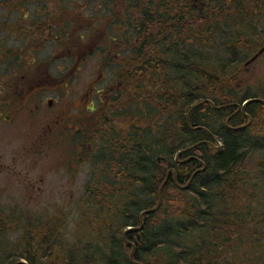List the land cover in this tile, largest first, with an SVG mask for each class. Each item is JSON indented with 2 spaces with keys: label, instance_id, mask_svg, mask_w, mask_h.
<instances>
[{
  "label": "trees",
  "instance_id": "1",
  "mask_svg": "<svg viewBox=\"0 0 264 264\" xmlns=\"http://www.w3.org/2000/svg\"><path fill=\"white\" fill-rule=\"evenodd\" d=\"M92 4L108 19L107 45L128 53L125 62L137 76L134 84L129 72L120 71L111 86L119 81L138 100L120 114L124 125L89 133L85 162L96 177L91 191L105 195V207L97 209L103 216L81 213L77 228L83 234L70 245L61 242L55 220L41 236L31 229L0 264H132L125 240L140 264H264V103L246 106L249 124L232 105L264 101V77L238 94L239 69L264 47V0H126L122 13L114 1ZM88 31L93 38L95 30ZM7 53L16 71L8 68L0 92L32 70L26 60L18 63V51ZM113 63L108 57L110 69L117 68ZM116 106L108 107L114 120ZM213 138L217 150L209 145H216ZM141 215V230L123 240Z\"/></svg>",
  "mask_w": 264,
  "mask_h": 264
},
{
  "label": "rangeland",
  "instance_id": "2",
  "mask_svg": "<svg viewBox=\"0 0 264 264\" xmlns=\"http://www.w3.org/2000/svg\"><path fill=\"white\" fill-rule=\"evenodd\" d=\"M83 1L85 0H0V51H3L0 54V61L3 62L0 65V80L4 79L5 74L7 75L6 69L9 68L12 72L16 71L14 67H10L12 62L7 56V52L12 50L16 52L20 48L19 55H22L27 63H30L32 70L27 72L24 80L10 79L5 85L4 96H18V93L22 96L23 91L27 92L33 84L32 80L28 79L29 74L33 73L32 79L34 78L35 81L46 80V82H42L41 86L50 89V91L40 92L34 96H45L54 101L60 99L58 96H63L61 103L69 109L68 115L76 119L81 118L79 109H76L79 108L77 97L84 96L85 106L91 107V102L94 108V113L88 118L89 127H92V131L99 129L105 134V130H111V128L118 131L119 127L124 125L120 114L128 111L130 105L135 106L138 101L134 99L135 93L129 95V91L126 87L121 86L119 81L117 86L111 89V86L116 83L115 74L120 71L129 72L130 79L134 84L137 82V76L135 66L131 68L128 62H125L128 53L124 51L119 55L116 50L120 49L119 52H121V48L115 47L113 43L107 45L108 36L103 26L107 21L104 20V17L101 18L102 15L97 12L98 6L92 4L98 0H87L89 3L86 9H82ZM114 1L120 3V0ZM124 5L126 8V4ZM196 5L202 7V4L197 3ZM93 10H96L97 16ZM89 18L97 20L92 23ZM55 21L65 24V28L71 30L73 34L71 40L68 38L65 43L63 34L60 39L61 36L55 29L52 31L44 29L52 22L58 24ZM86 26L87 29H85ZM90 27L95 30L93 38L88 34ZM17 28H22L23 34H13L12 29ZM82 34L85 42L87 40V49L84 50L83 55L77 53V56H86L85 59L80 58L81 60L78 62H74V60L71 62V60L65 59V52L58 53L56 56L54 49L58 48L59 50L58 46L64 43L67 46L73 45L78 52H81V44L77 42L76 38ZM54 42H56L55 46ZM116 54L117 57H115ZM110 56L114 58L113 65L117 66L116 69H110L111 66L106 65ZM263 62L264 57H261L251 66H241L238 84L240 81L242 82L240 84L242 90L238 93L239 96L245 94L249 85L264 77V70L260 65ZM121 63L124 64L121 65ZM130 89L131 87L128 88V90ZM251 90L255 92L254 87ZM1 93L2 91L0 96H2ZM114 98L116 101H112ZM147 100L149 101V99ZM112 104H117L118 111L114 112L117 115L115 120L113 114L111 115L108 110ZM11 107H14L13 103ZM82 119V124H85L87 119L83 116ZM24 124L25 122L21 119L18 125L5 127L4 134L3 129L0 132V258H3V253L13 251L17 240L24 238L25 233H31L28 232L29 230H37L38 236H41L44 228L51 229V226L47 227L46 225L54 220L57 226H62L59 231L61 242L69 245L73 242L74 244L75 234L80 236L83 234L82 229L77 228L78 223L84 220L80 218V214L85 212L86 218H92L94 214H100L102 217L103 213L97 209L102 203V207H105V195H103L102 189H98L97 192L100 195L98 197L94 196L97 192L91 191L94 188V183L91 182L92 178L96 177L92 173L89 161L85 162L82 170L75 176L71 196H61L62 192L57 191L60 196L49 197L47 196L49 193L39 194L36 190L34 191L35 187H40V183H35L39 179V175L50 173L51 168L55 165L58 168H63L59 171L67 172L64 163L69 149L61 148V146L54 147L48 149L51 153L50 156H43L40 153L47 152V148L39 147L37 138L32 144L34 137L23 144L25 145L23 150H20V147L17 149V142L20 145L26 140V137H21L27 128V126L24 127ZM125 129L126 127L123 130ZM92 131L90 134L93 133ZM32 145H37V147ZM52 177L54 175L49 176L45 181L48 187L53 183ZM57 181H60L58 177H56L55 183ZM87 184L90 188L88 187L89 191L84 194ZM56 205L58 206L55 207ZM91 206L93 207L92 213L88 211ZM59 207L63 210H59ZM55 251L53 248L52 255L55 254ZM50 264H53L52 260Z\"/></svg>",
  "mask_w": 264,
  "mask_h": 264
},
{
  "label": "flooded vegetation",
  "instance_id": "3",
  "mask_svg": "<svg viewBox=\"0 0 264 264\" xmlns=\"http://www.w3.org/2000/svg\"><path fill=\"white\" fill-rule=\"evenodd\" d=\"M110 1H114V0H110ZM124 4H126V0H120V3L118 5H114V7L116 6V8L117 6H119L118 13H122L123 10L125 11L126 8ZM83 5L84 2L82 3V9H86V7H83ZM104 20H108V19L104 17ZM44 29L48 31H52L53 29H55V31L58 34H60L61 36L60 39L62 38V34L64 35L66 42L69 38L68 33L70 31L65 27H63V25L60 24L57 25L52 22V24L47 25L46 28ZM85 29H87V26ZM14 30L16 29H12V31ZM17 31L18 34H23L22 28H18ZM72 35L73 34L71 33L70 40ZM76 39L77 42L81 44V50H80L81 52H78V50L73 45L67 46L64 43L58 46L59 50L58 48H56V50L53 48L54 52H56V56L58 53L65 52L66 53L65 59L71 60V62L72 60H74V62H78L81 59H85L86 56H81V55H83V53H85L84 50L87 49L86 47L87 40L85 42V38L83 34L80 35V37H77ZM55 45L56 42H54V46ZM113 45L115 47L117 46L115 44ZM101 46L98 47L101 48ZM18 52L20 54L21 52L20 48ZM2 53L3 51H0V54ZM77 53H81V55L77 56ZM117 54L115 55V57H117ZM19 58L20 61L18 63L23 64L25 58L22 55H20ZM39 63L41 64L43 62H39ZM1 64H3L2 61H0V65ZM4 79H7L6 74ZM20 79L24 80L25 76L20 75ZM32 82L33 84L31 85V87H29L27 92L23 91L22 96L20 93L17 94L18 96H4V92L1 93L2 96H0V132L3 129V134H4L6 131L5 127L18 125L19 120L22 119L23 122H25L24 127L27 126V128L26 131L23 132L21 137H26V140L20 145H18L17 142L16 144L17 149L20 147L19 149L23 150L25 147V145L23 144L28 139L33 137L34 138L32 144L35 142L37 138V145L39 147L47 148L46 149L47 152L40 153L43 156L46 157L50 156L51 153L48 149L54 147L59 148L61 146V148L66 147V149H69L67 154L69 157L68 156L66 157L64 163L65 170L67 172L63 173L62 171H59V170H63V168L62 167L58 168L55 165V167L51 168L50 173H44L43 175H39V179L35 183H40L39 184L40 187H35L34 191L36 190L37 193L39 194H42L43 192L49 193L47 194V196L49 197L60 196L57 194V191L62 192L61 196H66V195L71 196L73 191L72 183L75 180V176L79 173L80 170H82V166H84L85 160L87 159V154H88L87 151L90 149L89 133L92 131L91 129L92 127H89L88 125V118L89 116H91L92 113H94V108L92 107L91 102H90L91 107L85 106L84 96L77 97L79 108L76 109H79L78 111H80L79 115H81V118L76 119L73 116L68 115L69 109L63 106V104L61 103V98H63V96H58V98H60L58 101L56 100L54 101L45 96H34L35 94H38L40 92L50 91L49 88H43L41 86L42 82H46V80L35 81L33 78ZM12 103L14 104V107H11ZM82 116L87 119V121L85 120L86 122L85 124H82L83 122ZM2 138L5 137L2 136ZM37 145H32V146L37 147ZM51 175H54V177L51 178L53 183L48 187V184L47 183L45 184V181ZM56 177H58L60 180L57 181L58 185L57 182L55 183ZM54 183L55 186H53ZM87 191L88 189L85 188L83 193L85 194ZM57 206L58 205H56L55 207ZM59 210L62 211L63 209L59 207ZM19 261H23L25 262V264H27L25 260L21 259Z\"/></svg>",
  "mask_w": 264,
  "mask_h": 264
},
{
  "label": "water",
  "instance_id": "4",
  "mask_svg": "<svg viewBox=\"0 0 264 264\" xmlns=\"http://www.w3.org/2000/svg\"><path fill=\"white\" fill-rule=\"evenodd\" d=\"M264 52V47L263 48H261L258 52H257V54H255L247 63H246V65H248L249 63H251V62H253L260 54H262ZM253 102H259V103H264V101H262V100H260V99H252V100H247V101H245L241 106H239V105H237V111H240L244 116H247L245 113H244V110H245V108H246V106L248 105V104H250V103H253ZM203 103H209L213 108H215V109H217L213 104H212V102H210V101H205V102H203ZM220 108H223V107H220ZM188 116V115H187ZM249 121H250V119H249ZM213 142L216 144V147H213V149L214 150H217L218 149V147H219V145H218V142L213 138ZM209 145L212 147V145L209 143ZM195 146H197V145H195ZM195 146H193V147H195ZM200 164L202 165V169H200V171H202L203 169H204V164L203 163H201L200 162ZM169 172H172L173 173V179L175 180V173H174V170H170ZM194 175L195 174H193L191 177H190V179L188 180V182H187V184L184 186V187H181L182 189H184V188H186L190 183H191V181H192V179H193V177H194ZM159 195H160V192H159ZM159 203H160V199H159V202H158V205H159ZM157 205V206H158ZM154 210V209H153ZM153 210H148V211H146V212H143V214L144 213H148V212H151V211H153ZM142 214V215H143ZM142 215L140 216V218H139V222H140V226L139 227H137V228H128L126 231H124V233H123V239H124V235H125V233H127V232H129V231H139V230H141V228H142V221H141V217H142ZM126 244L128 245V246H131L132 247V249H131V251H130V253H129V260L132 262V264H139V263H137V262H134V261H132V259H133V254H134V247H133V245L131 244V243H128V242H126ZM17 264H22V263H17Z\"/></svg>",
  "mask_w": 264,
  "mask_h": 264
}]
</instances>
